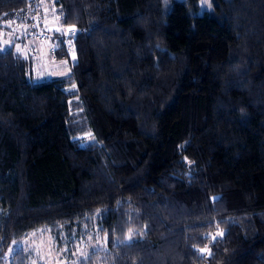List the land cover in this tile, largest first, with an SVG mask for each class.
I'll return each mask as SVG.
<instances>
[{
    "label": "trees",
    "instance_id": "trees-1",
    "mask_svg": "<svg viewBox=\"0 0 264 264\" xmlns=\"http://www.w3.org/2000/svg\"><path fill=\"white\" fill-rule=\"evenodd\" d=\"M56 4L67 77L0 43V264L43 228L104 240L77 264H264V0Z\"/></svg>",
    "mask_w": 264,
    "mask_h": 264
},
{
    "label": "rangeland",
    "instance_id": "rangeland-1",
    "mask_svg": "<svg viewBox=\"0 0 264 264\" xmlns=\"http://www.w3.org/2000/svg\"><path fill=\"white\" fill-rule=\"evenodd\" d=\"M34 1L35 9L26 11L18 21L0 25V43L3 48L12 46L16 52L31 59L34 81L67 77L73 53L70 51L69 58L64 60L57 59L54 52L59 47L56 35L67 38L70 29L60 25L56 0ZM198 7V14L211 11V0H198ZM131 237L128 235V238ZM104 247V240L97 234L86 232V237L76 243L71 252L70 244L60 246L51 230L43 228L31 231L16 241L6 261L13 260L16 255L13 261L17 264L25 260L28 264H77L92 250H104Z\"/></svg>",
    "mask_w": 264,
    "mask_h": 264
}]
</instances>
